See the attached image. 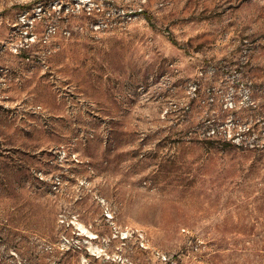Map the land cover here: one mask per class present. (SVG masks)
<instances>
[{"label":"rangeland","instance_id":"1","mask_svg":"<svg viewBox=\"0 0 264 264\" xmlns=\"http://www.w3.org/2000/svg\"><path fill=\"white\" fill-rule=\"evenodd\" d=\"M0 264H264V0H0Z\"/></svg>","mask_w":264,"mask_h":264},{"label":"built area","instance_id":"2","mask_svg":"<svg viewBox=\"0 0 264 264\" xmlns=\"http://www.w3.org/2000/svg\"><path fill=\"white\" fill-rule=\"evenodd\" d=\"M163 258H165L164 256H162Z\"/></svg>","mask_w":264,"mask_h":264}]
</instances>
